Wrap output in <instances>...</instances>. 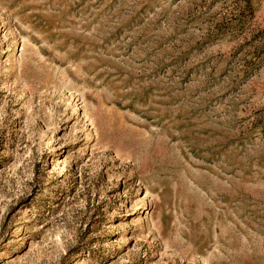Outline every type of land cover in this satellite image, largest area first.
<instances>
[{"label": "rangeland", "instance_id": "1", "mask_svg": "<svg viewBox=\"0 0 264 264\" xmlns=\"http://www.w3.org/2000/svg\"><path fill=\"white\" fill-rule=\"evenodd\" d=\"M0 264H264V0H0Z\"/></svg>", "mask_w": 264, "mask_h": 264}]
</instances>
